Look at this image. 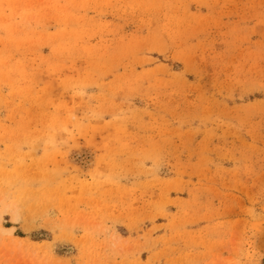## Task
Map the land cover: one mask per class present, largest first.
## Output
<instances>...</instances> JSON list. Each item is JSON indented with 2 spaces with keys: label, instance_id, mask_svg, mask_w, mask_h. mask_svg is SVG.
I'll return each instance as SVG.
<instances>
[{
  "label": "rangeland",
  "instance_id": "obj_1",
  "mask_svg": "<svg viewBox=\"0 0 264 264\" xmlns=\"http://www.w3.org/2000/svg\"><path fill=\"white\" fill-rule=\"evenodd\" d=\"M0 264H264V0H0Z\"/></svg>",
  "mask_w": 264,
  "mask_h": 264
},
{
  "label": "bare ground",
  "instance_id": "obj_2",
  "mask_svg": "<svg viewBox=\"0 0 264 264\" xmlns=\"http://www.w3.org/2000/svg\"><path fill=\"white\" fill-rule=\"evenodd\" d=\"M0 231H6V229L2 226H0Z\"/></svg>",
  "mask_w": 264,
  "mask_h": 264
}]
</instances>
